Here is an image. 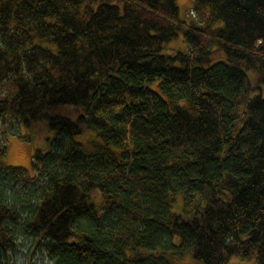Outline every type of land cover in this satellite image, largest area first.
Here are the masks:
<instances>
[{"label": "trees", "instance_id": "16d2710c", "mask_svg": "<svg viewBox=\"0 0 264 264\" xmlns=\"http://www.w3.org/2000/svg\"><path fill=\"white\" fill-rule=\"evenodd\" d=\"M193 2L0 0V264H264V0Z\"/></svg>", "mask_w": 264, "mask_h": 264}, {"label": "rangeland", "instance_id": "374dc122", "mask_svg": "<svg viewBox=\"0 0 264 264\" xmlns=\"http://www.w3.org/2000/svg\"><path fill=\"white\" fill-rule=\"evenodd\" d=\"M178 4L180 6V16L182 18L191 20L194 5L193 0H178ZM169 46L185 49L186 41L181 34L179 37L173 39L169 43ZM257 92L264 95V84L262 85V89L257 90ZM63 112L72 116L75 112V109L72 107H64ZM9 123H13V126H18L16 119L12 117H10ZM9 126L10 124L3 127L0 124V136L3 134V129L7 127L8 130ZM12 132L13 131L8 133V147L3 157V163L5 165H21L27 167L33 174V154L37 149L48 150L51 144L50 141L56 137L57 132L56 130L49 128L45 122H42L35 127H27L22 124L18 131L15 133ZM93 134L94 133L91 130L86 131L78 135L77 139L83 141L86 144H92V141L95 139ZM0 139H2V137H0ZM3 141L4 139L2 142ZM33 247V240L24 236H18L17 244L11 251L9 264H53L49 260L48 256L45 255V253L41 250V248H36L32 251ZM241 262L243 264H257L255 258H250Z\"/></svg>", "mask_w": 264, "mask_h": 264}, {"label": "bare ground", "instance_id": "6f19581e", "mask_svg": "<svg viewBox=\"0 0 264 264\" xmlns=\"http://www.w3.org/2000/svg\"><path fill=\"white\" fill-rule=\"evenodd\" d=\"M11 117V116H10ZM12 118H14V119H16V123H18V126L16 127V126H13V123L11 124V123H8V124H10V126H9V129L7 130V127L5 128V129H3V134H2V136H0V137H2V139H0V142H2V140L4 139V135L7 133H10L11 131H13V132H16V131H18V129L20 128V126L22 125L21 124V121L19 120V119H17V118H15V117H13L12 116ZM10 121V120H9ZM1 124V123H0ZM14 129V130H13Z\"/></svg>", "mask_w": 264, "mask_h": 264}]
</instances>
